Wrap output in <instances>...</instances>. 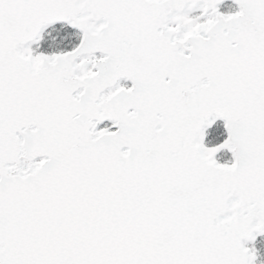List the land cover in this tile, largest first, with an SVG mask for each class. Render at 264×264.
<instances>
[{
	"label": "snow or ice",
	"instance_id": "snow-or-ice-1",
	"mask_svg": "<svg viewBox=\"0 0 264 264\" xmlns=\"http://www.w3.org/2000/svg\"><path fill=\"white\" fill-rule=\"evenodd\" d=\"M0 264H264V0H0Z\"/></svg>",
	"mask_w": 264,
	"mask_h": 264
}]
</instances>
